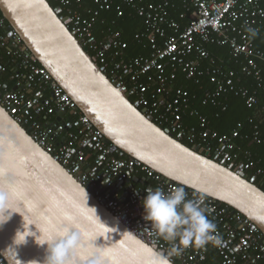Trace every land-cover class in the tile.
Instances as JSON below:
<instances>
[{"label":"built area","instance_id":"obj_1","mask_svg":"<svg viewBox=\"0 0 264 264\" xmlns=\"http://www.w3.org/2000/svg\"><path fill=\"white\" fill-rule=\"evenodd\" d=\"M48 1L55 3L62 21L111 83L157 125L196 152L249 180L264 182V158L243 145L264 144V106L258 91L244 80L253 78L264 94V49L258 48L256 37L249 38L245 30L246 26L257 33L262 30L264 0ZM177 4L181 10L173 13ZM127 13L141 18V29L134 37L147 49L145 54L131 55L129 42L118 27V19ZM8 27L0 14V47L7 49L19 70L11 75L15 88L0 82V103L101 205L138 238L167 255L168 243L157 239L154 229L143 220L144 195L136 190H116L134 174L148 178L152 188L172 191L181 185L139 159L122 157ZM208 45H227L239 68L220 63ZM28 85L37 90L29 94ZM232 96L243 98L253 114L248 123L240 121L231 131L221 133L197 104L215 107V116L220 117L228 111ZM65 114L69 116L67 128L59 125ZM48 116L53 119L47 121ZM86 148L98 158L99 170L85 168ZM185 191L189 199L204 197L206 215L216 224L213 235L222 243L189 247L169 258L177 264H264V233L250 217L202 192L186 187ZM0 264L8 263L1 257Z\"/></svg>","mask_w":264,"mask_h":264},{"label":"water","instance_id":"obj_2","mask_svg":"<svg viewBox=\"0 0 264 264\" xmlns=\"http://www.w3.org/2000/svg\"><path fill=\"white\" fill-rule=\"evenodd\" d=\"M0 10L8 30L23 39L117 152L229 204L264 233V190L255 179L196 152L157 125L111 83L48 0H0ZM3 220L0 255L8 264H157L156 253L162 252L101 205L0 103ZM65 227L72 228V242L65 238L49 247L47 241Z\"/></svg>","mask_w":264,"mask_h":264},{"label":"clouds","instance_id":"obj_3","mask_svg":"<svg viewBox=\"0 0 264 264\" xmlns=\"http://www.w3.org/2000/svg\"><path fill=\"white\" fill-rule=\"evenodd\" d=\"M245 30L249 38L256 37V29L246 26ZM182 183L178 182V184ZM144 192L145 195L141 200L143 220L154 229V236L157 239H162L169 245L167 255L164 252L156 253L157 264H170L169 256L178 255L189 247L205 248L210 243L221 245V238L213 235L216 224L206 215L203 196L195 200L189 199L185 187L182 186H177L172 191H165L161 187H147ZM4 221L6 220L0 221V225ZM71 232V227H65L57 237L47 241L49 247H54L65 238L71 243L73 239ZM26 236L23 237V242ZM16 238L17 235L15 240Z\"/></svg>","mask_w":264,"mask_h":264},{"label":"trees","instance_id":"obj_4","mask_svg":"<svg viewBox=\"0 0 264 264\" xmlns=\"http://www.w3.org/2000/svg\"><path fill=\"white\" fill-rule=\"evenodd\" d=\"M51 6L54 8L55 3L50 2ZM181 5L177 4L175 11L179 12L181 10ZM0 14H2L0 10ZM108 17L113 16L112 13H108ZM118 27L123 30V38L129 42V52L131 55H140L147 53V49L144 48L138 40L135 39L134 34L141 29V18L137 16H133L130 14H125V17L118 19ZM256 46L258 48L264 49V23L262 26V30L257 33L255 38ZM207 48L209 51L217 58V60L234 69H238L239 65L235 63L231 56V51L227 45H208ZM39 63V62H38ZM40 64V63H39ZM5 68V71L2 69ZM19 70V66L15 64L12 60V57L7 54V49L4 47H0V82H4L7 84L9 89L15 88L14 81L11 80V75ZM246 84L252 89L257 90L260 97V105L264 106V94L263 92L257 87V82L251 78L246 77L245 79ZM180 84H183L180 83ZM187 85V84H186ZM188 87L192 90H195V86L192 83H188ZM133 101V99H131ZM198 108L201 110L203 114L208 116L214 128H216L219 132L225 133L231 131L238 122L243 121L248 123V118L250 115L253 114L252 109L248 108L245 104V100L241 97L232 96L230 100V107L227 112L220 115V117H216L217 109L211 105H207L205 107H200L199 104ZM53 119L51 116H48L46 120ZM249 127V126H248ZM249 129V128H248ZM243 145L249 147L254 153L258 156H262L264 158V144L262 145H250L249 142H244ZM121 154L116 153V156H120ZM122 157H130L127 154H123ZM256 184L264 190V182L256 181ZM1 258V255H0Z\"/></svg>","mask_w":264,"mask_h":264},{"label":"crops","instance_id":"obj_5","mask_svg":"<svg viewBox=\"0 0 264 264\" xmlns=\"http://www.w3.org/2000/svg\"><path fill=\"white\" fill-rule=\"evenodd\" d=\"M177 2V1H176ZM178 3V2H177ZM176 12V11H175ZM37 87L28 85L27 86V91L29 94H32L33 91H36ZM47 94V93H46ZM50 93H48L46 96H49ZM68 121H69V116L67 114L64 115L62 121L59 122V125L63 128L68 127ZM64 135H66V132H64ZM85 168L87 170L91 171H97L100 168V162L98 158L96 157L95 153L91 148H86L85 149ZM147 187H152L151 182L142 174H134L132 179L129 181L127 180L121 187L117 188L116 193L119 192H126L128 190H136L143 195H145L144 189Z\"/></svg>","mask_w":264,"mask_h":264}]
</instances>
